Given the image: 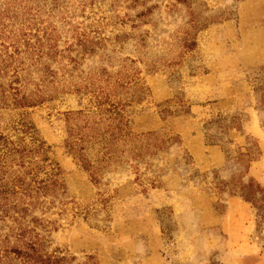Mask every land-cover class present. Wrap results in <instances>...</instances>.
<instances>
[{
    "label": "rangeland",
    "instance_id": "obj_1",
    "mask_svg": "<svg viewBox=\"0 0 264 264\" xmlns=\"http://www.w3.org/2000/svg\"><path fill=\"white\" fill-rule=\"evenodd\" d=\"M19 179L0 264H264V0H0Z\"/></svg>",
    "mask_w": 264,
    "mask_h": 264
},
{
    "label": "trees",
    "instance_id": "obj_2",
    "mask_svg": "<svg viewBox=\"0 0 264 264\" xmlns=\"http://www.w3.org/2000/svg\"><path fill=\"white\" fill-rule=\"evenodd\" d=\"M16 100L19 101V103L22 102V104L24 105L25 103H23V101H25L26 99L23 98L19 100L16 98ZM16 188L22 189L26 194H31L30 192V190L32 189L31 185L25 183V181L22 179H19L17 183H13L12 186L6 184L0 185V189H3V191L2 190L0 191V209L1 208L4 209V207L10 204L9 203L10 199L7 198L6 196L10 194H15L17 192ZM46 188L48 187L47 186L38 187L37 194ZM20 236L23 237V234H20ZM27 247H28L27 248L28 252L21 253V256L25 258L28 264H38V263L45 264L49 262L48 260L50 259L45 260L42 258V255H40L36 242H31V244H27ZM15 254L20 255V253L18 252H15Z\"/></svg>",
    "mask_w": 264,
    "mask_h": 264
}]
</instances>
